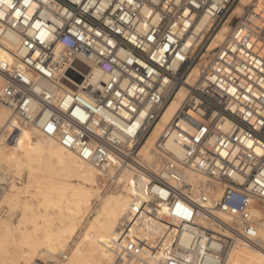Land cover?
<instances>
[{
    "label": "built area",
    "instance_id": "2783aa9c",
    "mask_svg": "<svg viewBox=\"0 0 264 264\" xmlns=\"http://www.w3.org/2000/svg\"><path fill=\"white\" fill-rule=\"evenodd\" d=\"M240 1L0 0L10 55H0V103L96 168L105 190L125 172L136 180L113 264H224L240 242L264 250L252 214L264 207V0L234 16ZM183 86L149 164L141 149Z\"/></svg>",
    "mask_w": 264,
    "mask_h": 264
},
{
    "label": "bare ground",
    "instance_id": "6f19581e",
    "mask_svg": "<svg viewBox=\"0 0 264 264\" xmlns=\"http://www.w3.org/2000/svg\"><path fill=\"white\" fill-rule=\"evenodd\" d=\"M252 1L241 0L233 15H241ZM229 22L210 44L209 53L224 40L230 30ZM209 23L205 17L199 27L204 28ZM6 44L9 46L10 43ZM0 55L4 59L10 58L5 51ZM201 72L202 64H198L188 83L193 85ZM94 77L95 80L102 78L98 68ZM1 86L0 78V89ZM188 93L187 86L178 91L143 145L141 155L147 163H157L155 143ZM169 146L176 154L182 153L174 144ZM186 179L196 180L191 173L186 174ZM0 181L5 185L0 191V264H35L37 259L48 260L51 264H113L112 243L118 238L119 227L131 207V195L136 192V180L131 173L119 176L122 185L116 192L100 196L105 185L96 168L81 161L54 139L45 138L37 130L23 125L0 103ZM222 193L223 188L217 187L214 199H219ZM96 200L100 207L88 220ZM17 211H20V218L16 225L13 217ZM252 214L263 221L260 240L264 243V207H255ZM221 217L230 221L226 215ZM197 220L212 227L200 217ZM191 240L189 233L181 235L183 245H189ZM71 243H74L73 248H70ZM68 250L70 258L66 254ZM224 264H264V250L240 242L231 249Z\"/></svg>",
    "mask_w": 264,
    "mask_h": 264
},
{
    "label": "rangeland",
    "instance_id": "374dc122",
    "mask_svg": "<svg viewBox=\"0 0 264 264\" xmlns=\"http://www.w3.org/2000/svg\"><path fill=\"white\" fill-rule=\"evenodd\" d=\"M24 125V124H23ZM102 183H104V181L102 180ZM119 190H122V189H119ZM108 191V192H107ZM100 196H105L106 194H110V193H113V192H116V189H114V190H100ZM106 192V193H105ZM99 207H100V203H99V201L98 200H96L95 202H94V205H93V208H92V212L90 213V216H89V218H88V220L90 219V218H92V215H94L95 213H96V210H98L99 209ZM7 211V212H6ZM5 212L7 213H4V214H6V215H8L9 214V210L6 208L5 209ZM19 212L20 211H17L16 213H15V216L13 217V223L14 224H16L17 225V223H18V221H19V218H20V214H19ZM3 216V215H2ZM88 220L85 222V224H84V226L87 224V222H88ZM83 230V228L81 229V231ZM81 231H80V233H81ZM80 233H79V235H80ZM78 235V236H79ZM78 236L75 238V240H77L78 239ZM73 246H74V243H71L70 244V248H73ZM27 250V249H26ZM66 254H67V256H69V258H70V256H71V253H70V250H68L67 252H66ZM60 258V260L62 259L63 260V258L61 257V256H59ZM66 261H68V260H64V262H66ZM35 264H51L50 263V261H45V259H37V260H35Z\"/></svg>",
    "mask_w": 264,
    "mask_h": 264
},
{
    "label": "water",
    "instance_id": "95a60500",
    "mask_svg": "<svg viewBox=\"0 0 264 264\" xmlns=\"http://www.w3.org/2000/svg\"><path fill=\"white\" fill-rule=\"evenodd\" d=\"M81 81V80H80Z\"/></svg>",
    "mask_w": 264,
    "mask_h": 264
}]
</instances>
